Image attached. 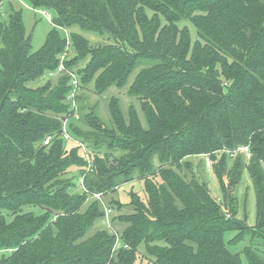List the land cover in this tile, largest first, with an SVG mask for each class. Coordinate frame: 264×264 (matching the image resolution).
I'll return each mask as SVG.
<instances>
[{"label":"trees","instance_id":"trees-1","mask_svg":"<svg viewBox=\"0 0 264 264\" xmlns=\"http://www.w3.org/2000/svg\"><path fill=\"white\" fill-rule=\"evenodd\" d=\"M5 1L0 264H242L226 234L237 231L230 242L238 243L250 228L264 239V0H26L55 13L54 28L36 52L22 12L2 13ZM73 27L109 35L114 43L91 46L73 33L70 48L60 31ZM56 74V83L33 87ZM92 84L97 96L126 89L148 127L134 107L125 116L115 96L110 127L95 109L81 108V94ZM65 121L77 143L71 149L62 137ZM79 143L93 152L90 171ZM240 146L250 147V159L231 155ZM218 152L221 201L184 167L189 156L213 161ZM245 169L256 190L255 228L232 207ZM135 179L144 182L146 198L131 193L133 212L114 218L123 231L98 229L97 221L108 224L106 207L120 213L125 207L119 201L107 206L103 197ZM245 254L249 264H264L251 247Z\"/></svg>","mask_w":264,"mask_h":264},{"label":"rangeland","instance_id":"rangeland-1","mask_svg":"<svg viewBox=\"0 0 264 264\" xmlns=\"http://www.w3.org/2000/svg\"><path fill=\"white\" fill-rule=\"evenodd\" d=\"M11 7L15 10L22 12L24 25L26 28L27 36L31 37L32 50L34 52L40 50L46 43L49 33L53 30L54 25L53 21L55 19V13L52 10L47 9H36L34 6L26 0H6L2 6V13L8 14ZM42 12V13H40ZM44 12V13H43ZM50 16V19L47 15ZM61 34L67 38L70 48L72 47L71 43V34L78 33L83 35L90 43L91 46L105 45V44H113L114 39L109 35H101L99 33L85 31L80 29L79 27H73L71 29H65L60 31ZM195 30H192V37L196 38ZM150 64V62H145L144 65ZM82 68V67H78ZM142 66L134 69L133 73L130 77V83L134 80L137 73L141 70ZM78 69L75 68V71ZM60 78L59 74L49 76L46 75L42 79L33 83V87L42 86L49 81L56 83ZM94 87L93 84L90 85V89L85 90L79 99V103L81 108L95 109L96 113L100 117L102 123L106 126L110 127V123L108 122L109 116V102L112 97H117L119 99L122 111L125 116H128L131 107H134L136 112L139 115L141 123L144 128L148 127L147 120L145 118V114L142 111L140 102L130 97L126 89H118L116 87L110 88L105 94L102 96H97L93 93ZM98 104V105H96ZM82 128H84L82 126ZM71 134V133H70ZM72 135V134H71ZM68 148H73L77 146L76 141L73 136L72 139L67 143ZM223 154L221 152L216 153L213 156V161L211 160V166L207 165V161L203 155L201 156H189L186 158V163L184 167L187 169L189 174L194 175L197 174V178L207 184L210 190V195L212 198L217 201H221L222 199V189L219 183V180L216 176L215 172V164H219L221 161ZM213 163V164H212ZM158 165V161H156ZM233 165L232 160L227 161L228 168H231ZM225 184L228 185L230 180L228 177H224ZM80 181L79 175L76 176V182ZM136 192L138 195L145 200L146 194L144 190V182L142 180L135 179L133 182L124 184L122 187L118 189V191L114 194L106 195L103 197V202L109 206L112 201H119L122 205H124L123 213L118 211H111L109 207L105 208L106 221L108 224H103L101 220L97 221L96 227L100 230L109 231L110 228L113 231H118L121 233L124 229V225L119 223L118 221H114L115 217H118L120 214H130L133 212V207L130 206L131 203V193ZM234 196L237 198V201L232 204L234 210H238L237 219L245 222L251 228H255L257 225V196L256 190L247 169L244 170L242 179L240 183L235 188ZM245 233H249L250 235H244V239L238 243L237 240L232 241L237 237L238 232H229L226 234L225 239L228 245V248L233 253H240L242 264H249L247 260V256L245 254V250L247 247H251L253 251H256L262 258H264V239L258 237L257 234H252L251 229H247L244 231ZM2 255H0L1 258Z\"/></svg>","mask_w":264,"mask_h":264},{"label":"built area","instance_id":"built-area-1","mask_svg":"<svg viewBox=\"0 0 264 264\" xmlns=\"http://www.w3.org/2000/svg\"><path fill=\"white\" fill-rule=\"evenodd\" d=\"M40 13H42V12H40ZM47 17L50 19V16L47 15ZM62 59H64V57H62ZM64 70H65L64 64L61 63L59 71H64ZM73 85L75 87V90H74L73 94L71 95V98L74 100L73 101V103H74L73 106H74V108H76L77 105H76L75 98H76V95H77L76 90H77V88L79 86V81L75 77L73 79ZM76 118L78 119L79 116L77 115ZM62 137L65 140H71L72 139V137H71V135H70V133L68 131V121H65L64 124H63ZM50 141H51V137L47 138V140L45 141V145L50 144ZM79 144L82 146L83 151H84V153L86 155L87 162H88V168L87 169H88V171H90L92 169L91 156H92L93 152L86 145L81 144V143H79ZM239 153H244L246 155L247 159H250L252 157L251 150H250L249 146H240L233 153H231V155L234 156V155L239 154ZM206 161H207V165L210 167L211 166V160H210V158L208 156H206ZM101 197H102V194H96L95 195V198L101 199Z\"/></svg>","mask_w":264,"mask_h":264}]
</instances>
